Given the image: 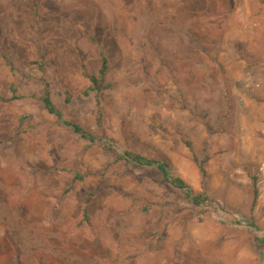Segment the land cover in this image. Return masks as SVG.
I'll use <instances>...</instances> for the list:
<instances>
[{"label": "rangeland", "instance_id": "rangeland-1", "mask_svg": "<svg viewBox=\"0 0 264 264\" xmlns=\"http://www.w3.org/2000/svg\"><path fill=\"white\" fill-rule=\"evenodd\" d=\"M262 237L264 0H0V264H264Z\"/></svg>", "mask_w": 264, "mask_h": 264}, {"label": "trees", "instance_id": "trees-1", "mask_svg": "<svg viewBox=\"0 0 264 264\" xmlns=\"http://www.w3.org/2000/svg\"><path fill=\"white\" fill-rule=\"evenodd\" d=\"M102 53V52H101ZM108 69V63L106 57L101 54V63L100 67L98 69L97 74H89L87 75L89 81H90V89L95 90V91H100L104 86L102 85L103 78L105 77L106 71ZM19 96L13 94L11 95L10 99H17ZM42 102L44 105V108L50 113L53 114L54 116L57 117V119L62 120V122L72 128V130L77 133L80 137L83 139H86L90 142H93L96 137L89 131H86L83 129L80 125L67 122L63 119L62 112L53 105L49 94L46 93L42 97ZM186 145L190 147V143L186 142ZM195 157V156H194ZM120 159H123L125 161H129L131 163H134L136 165H154L160 172L162 179L166 182H169L173 186L184 190L185 197L193 204L195 205H200L206 200H208L207 195H204L203 193H193L192 189L186 184V182L178 175L173 174L172 167L170 163L167 161V159H162V160H157L153 159L150 157L143 156L138 153H130V152H125L123 156L119 157ZM198 168L200 171V174L202 178L206 176V169L203 165V160L198 163ZM257 199V189L254 186L253 189V199L252 202L255 204V201ZM249 225L255 226L252 221L249 222ZM258 241L262 244H264V237L258 238Z\"/></svg>", "mask_w": 264, "mask_h": 264}, {"label": "crops", "instance_id": "crops-1", "mask_svg": "<svg viewBox=\"0 0 264 264\" xmlns=\"http://www.w3.org/2000/svg\"><path fill=\"white\" fill-rule=\"evenodd\" d=\"M236 138H237V136H236Z\"/></svg>", "mask_w": 264, "mask_h": 264}]
</instances>
